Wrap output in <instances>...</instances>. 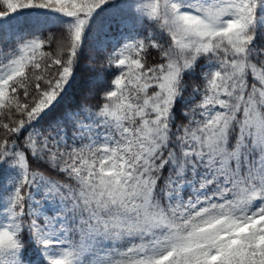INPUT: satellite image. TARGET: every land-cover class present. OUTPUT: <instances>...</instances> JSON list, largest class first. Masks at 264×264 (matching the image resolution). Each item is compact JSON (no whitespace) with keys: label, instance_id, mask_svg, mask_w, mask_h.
<instances>
[{"label":"snow or ice","instance_id":"snow-or-ice-1","mask_svg":"<svg viewBox=\"0 0 264 264\" xmlns=\"http://www.w3.org/2000/svg\"><path fill=\"white\" fill-rule=\"evenodd\" d=\"M0 264H264V0H0Z\"/></svg>","mask_w":264,"mask_h":264},{"label":"trees","instance_id":"trees-1","mask_svg":"<svg viewBox=\"0 0 264 264\" xmlns=\"http://www.w3.org/2000/svg\"><path fill=\"white\" fill-rule=\"evenodd\" d=\"M86 73L82 76V79L84 78V77H86ZM80 83L78 82V83H76V84H74L73 85V87H72V89L70 90V94H76V93H78L79 92V90H80ZM49 175H51L50 173H49ZM26 255L28 256V257H32L33 256V250L31 249V248H29V250L27 251V253H26Z\"/></svg>","mask_w":264,"mask_h":264}]
</instances>
